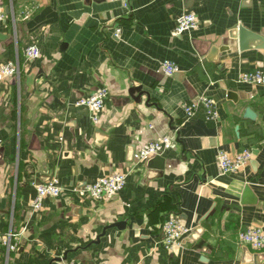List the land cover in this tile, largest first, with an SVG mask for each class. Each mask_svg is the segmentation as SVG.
Here are the masks:
<instances>
[{"label":"crops","instance_id":"obj_1","mask_svg":"<svg viewBox=\"0 0 264 264\" xmlns=\"http://www.w3.org/2000/svg\"><path fill=\"white\" fill-rule=\"evenodd\" d=\"M185 13L196 28L173 35ZM234 26L264 39V0H0V65L17 61L20 71L0 82V234H15L0 264H264V251L236 241L239 230L264 231V86L235 83L264 74V50L239 51ZM30 45L39 56L25 60ZM163 61L175 65L171 76ZM101 87L92 123L73 102ZM202 95L216 102V121L201 105L184 117L183 104ZM162 136L173 142L161 155L132 164ZM243 148L248 163L220 174L216 151ZM114 172L126 177L112 196L70 191ZM50 178L62 192L32 210L34 186ZM170 215L188 233L164 250Z\"/></svg>","mask_w":264,"mask_h":264},{"label":"built area","instance_id":"obj_2","mask_svg":"<svg viewBox=\"0 0 264 264\" xmlns=\"http://www.w3.org/2000/svg\"><path fill=\"white\" fill-rule=\"evenodd\" d=\"M32 6H25L19 13V20H26L29 17V11ZM12 20H14L12 18ZM197 26L196 18L191 13L181 14L176 17L172 29L173 35H180L183 32L194 30ZM117 32V30H116ZM25 60H33L39 56V50L36 46L30 45L23 49ZM161 71L165 76H171L175 72V65L169 61L161 63ZM19 66L17 61H9L0 65V82L5 80H18ZM235 83L246 84L251 86H264V74L259 71H249L240 73ZM107 98V90L104 87L97 88L93 92L77 98L73 102L75 107H85L90 113V120L96 123L99 114L103 110L104 101ZM201 105L204 110V118L207 121L217 120V104L206 96H198L195 99L183 104L182 109L184 117L190 118L195 108ZM173 142L171 136H162L138 147L131 154V162L137 165L142 161L159 156ZM251 153L248 148H243L236 153L229 154L222 150H217L215 153V162L220 174L235 173L241 170L250 160ZM126 173L114 172L107 176L97 179L91 184H84L80 187L71 188L70 191L78 198H89L91 200H100L109 197L120 191L125 184ZM34 197L31 202V209L39 210L41 202L47 197H56L62 192V187L58 184L55 178H50L42 184L34 186ZM188 229L183 226L178 217L168 216L160 226V237L158 245L169 250L171 247L178 245L180 240L186 236ZM15 234L11 230L0 234V246L5 251L13 252L15 245L12 238ZM236 241L238 244L245 245L255 251H264V231L258 227H248L239 230L236 233Z\"/></svg>","mask_w":264,"mask_h":264},{"label":"water","instance_id":"obj_3","mask_svg":"<svg viewBox=\"0 0 264 264\" xmlns=\"http://www.w3.org/2000/svg\"><path fill=\"white\" fill-rule=\"evenodd\" d=\"M230 39H233L236 41L237 49L239 51H242L243 49L252 46L255 49H262L264 50V39L257 36L256 34H253L251 32H248L247 30L243 29L241 26H234L231 31L228 34ZM248 41H251L254 44L249 45ZM133 90H130V93ZM239 98H241L240 94H237ZM227 99H233L235 95L232 92H228L226 94ZM243 118L247 120H253L254 119V113L251 111L250 108H245L243 112ZM121 223H116L115 226L119 227ZM97 241V240H96ZM63 260L65 257L62 258Z\"/></svg>","mask_w":264,"mask_h":264},{"label":"trees","instance_id":"obj_4","mask_svg":"<svg viewBox=\"0 0 264 264\" xmlns=\"http://www.w3.org/2000/svg\"><path fill=\"white\" fill-rule=\"evenodd\" d=\"M19 77H20V71H19V76H18V79H19ZM170 214H173V215H175V212H173V213H170ZM161 226V225H160Z\"/></svg>","mask_w":264,"mask_h":264}]
</instances>
